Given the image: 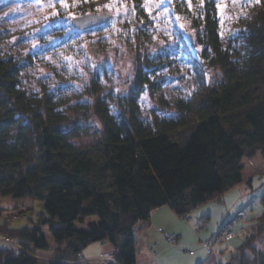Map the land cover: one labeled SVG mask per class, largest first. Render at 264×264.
Masks as SVG:
<instances>
[{
    "label": "trees",
    "instance_id": "trees-1",
    "mask_svg": "<svg viewBox=\"0 0 264 264\" xmlns=\"http://www.w3.org/2000/svg\"><path fill=\"white\" fill-rule=\"evenodd\" d=\"M111 1L88 0L81 14ZM116 1L128 6L130 17L108 32L117 39L116 51L120 43L135 45V58L133 76L123 87L113 86L110 98L99 94L97 79L85 90L88 97L75 99L51 92L46 83L29 89L22 73L39 50L27 57L5 53L0 33V197H30L47 212L32 224L0 223V236L20 247L0 245V264H64L93 241L113 244L116 263L109 264H137L138 221L163 205L187 217L243 180L242 158L259 151L264 157V0L244 1L229 25L219 0L172 3L195 30L199 53L184 46L195 86L182 97L160 95L169 113L152 117L142 116L140 95L163 89L157 71L173 60L149 51L153 22L145 0ZM211 67L221 76L210 79ZM85 116L94 117L99 131L95 141L79 143V118ZM254 227L264 233V213ZM45 230L57 244L50 261L35 255L50 248ZM250 235L256 234L247 235L227 264H264V254L255 260L245 254Z\"/></svg>",
    "mask_w": 264,
    "mask_h": 264
},
{
    "label": "rangeland",
    "instance_id": "rangeland-1",
    "mask_svg": "<svg viewBox=\"0 0 264 264\" xmlns=\"http://www.w3.org/2000/svg\"><path fill=\"white\" fill-rule=\"evenodd\" d=\"M86 1L0 0L1 49L17 57H27L39 50V55L34 56L33 62L22 73L29 89L40 90L46 83L51 92L75 99L76 96L88 97L85 90L89 88V83L97 79L102 87L99 94L108 98L113 86L123 87L133 76L135 45L120 43L121 51H116L114 45L117 39L112 32H108L117 20L124 21L130 15L128 6L116 0L99 5L93 11L108 13L111 18L103 23L102 29L81 30L73 25L72 19L81 14V6ZM174 1L145 0L153 22L149 51L152 56L166 54L173 61L157 71L164 79L163 89L157 93L146 89L140 95L143 117H152L155 113L168 114L169 111L159 104V96L171 99L182 97L195 86L196 72L184 50L185 43L193 48L195 30L190 20L173 8ZM244 1L247 0H219L221 18L226 25L243 12ZM74 33L75 36L72 35ZM71 40L75 41L73 45ZM105 40L109 43L102 45ZM191 50L199 53L198 48ZM207 76L216 79L221 74L211 67ZM70 103L72 107L77 102ZM96 122L93 116L79 118L83 133L75 140L79 143L95 141L99 131ZM262 173L264 165L220 198L195 207L187 217L178 216L168 205L152 210L150 218L138 221L135 227L137 264H227L236 247L251 233L256 235H250L252 240L245 248L246 256L255 260L259 253L264 254V233L257 234L254 227L264 213ZM240 209H245L248 214L239 219L233 229V237L230 240L217 239L221 234L217 231ZM20 213L21 216L15 217ZM45 214L47 212L39 200L10 195L0 197V223L9 220L12 226L32 224ZM166 232L177 235L174 243L168 239ZM45 233L51 243L50 248L37 250L35 255L42 261H50L55 258L57 244L50 231L45 230ZM0 238V245H9L16 251L20 249L17 244ZM202 241H210L215 252H209ZM113 249L110 241H93L83 249L82 255L95 260L99 257L95 258L96 255ZM93 260L86 259L88 262L84 264H98Z\"/></svg>",
    "mask_w": 264,
    "mask_h": 264
},
{
    "label": "built area",
    "instance_id": "built-area-1",
    "mask_svg": "<svg viewBox=\"0 0 264 264\" xmlns=\"http://www.w3.org/2000/svg\"><path fill=\"white\" fill-rule=\"evenodd\" d=\"M263 177H264V173H263ZM247 214L248 213L245 209L238 210L237 213L235 214L234 218L229 219L226 223H224L221 226L220 230L217 231L219 234L221 233L217 239L230 240L233 237V233H234L233 229L238 224L239 219L245 218L247 216ZM159 230H161V228H159ZM165 234L168 237V239L171 240L172 243H174V241H176V238H178L177 235H174V234H171L168 232H166ZM3 238L16 245V243L14 241H11L9 238H6V237H3ZM202 243L206 247H208L209 252H211V253L215 252V247L210 241H206V242L202 241ZM85 257H84V255L79 254L75 258L67 259V260H61V262L64 264H84V263L88 262V261H85L86 259L93 260V259H90L91 257L90 258L87 256H85ZM96 257H98V259H95ZM95 258H94L95 260H93V261L98 262V264L116 263V259H115L112 251L102 252L99 255H96Z\"/></svg>",
    "mask_w": 264,
    "mask_h": 264
},
{
    "label": "water",
    "instance_id": "water-1",
    "mask_svg": "<svg viewBox=\"0 0 264 264\" xmlns=\"http://www.w3.org/2000/svg\"><path fill=\"white\" fill-rule=\"evenodd\" d=\"M110 18L111 15L108 13L88 12L85 14L75 16L72 19V23L78 29L85 30L101 25L107 22Z\"/></svg>",
    "mask_w": 264,
    "mask_h": 264
},
{
    "label": "crops",
    "instance_id": "crops-1",
    "mask_svg": "<svg viewBox=\"0 0 264 264\" xmlns=\"http://www.w3.org/2000/svg\"><path fill=\"white\" fill-rule=\"evenodd\" d=\"M241 164L243 165L242 175H243V180H244L249 175H251L253 172H255L257 169H259L261 166L264 165V157L261 155V152L259 151L252 158H248V157L242 158ZM232 188H230V189H232ZM230 189L227 190L224 194H226L228 191H230Z\"/></svg>",
    "mask_w": 264,
    "mask_h": 264
},
{
    "label": "bare ground",
    "instance_id": "bare-ground-1",
    "mask_svg": "<svg viewBox=\"0 0 264 264\" xmlns=\"http://www.w3.org/2000/svg\"><path fill=\"white\" fill-rule=\"evenodd\" d=\"M261 176H263V173H262V175Z\"/></svg>",
    "mask_w": 264,
    "mask_h": 264
}]
</instances>
